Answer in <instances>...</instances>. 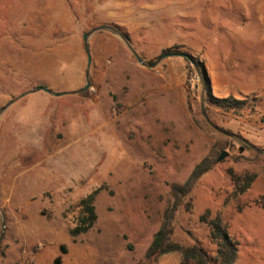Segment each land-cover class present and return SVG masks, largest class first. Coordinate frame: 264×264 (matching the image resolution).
<instances>
[{
  "label": "rangeland",
  "instance_id": "rangeland-1",
  "mask_svg": "<svg viewBox=\"0 0 264 264\" xmlns=\"http://www.w3.org/2000/svg\"><path fill=\"white\" fill-rule=\"evenodd\" d=\"M41 85L65 94H24ZM209 154L172 240L218 264L199 221L210 210L234 264H264V0H0V264H149L171 185ZM100 186L94 225L71 236ZM180 263L175 251L150 264Z\"/></svg>",
  "mask_w": 264,
  "mask_h": 264
},
{
  "label": "trees",
  "instance_id": "trees-1",
  "mask_svg": "<svg viewBox=\"0 0 264 264\" xmlns=\"http://www.w3.org/2000/svg\"><path fill=\"white\" fill-rule=\"evenodd\" d=\"M202 70L204 71L203 66ZM209 101L227 110L241 109L246 103L245 100H238L233 97L215 98L211 95H209ZM215 162V155L209 154L205 156L194 166L191 173L182 185H171L170 195L172 197V201L170 206L164 211L161 226L154 234L153 239L144 254V261L146 263H153L160 255L175 251L181 253L180 264H191L192 261L195 262V264L211 263V258L208 256L207 252L198 244L181 245L172 240V223L175 213L182 205L185 198H188L189 200L184 204L185 209L187 211L191 210L192 199L190 194L197 181L207 171L213 168ZM255 176L256 174L249 173L238 176L231 174L233 185L232 196L236 197L243 194L249 188ZM102 189H104V187L100 186L79 200V215L74 226L70 229L71 236L75 237L79 234L85 233L94 225L97 218L94 207V199ZM199 221L207 225L209 230V240L216 246V255L214 260L218 264H234L237 254V243L229 235L227 223L223 221L220 215H215L212 217L210 210H206L203 214H201L199 216ZM60 252H65L62 247L60 248ZM59 261V257H56L54 264H59Z\"/></svg>",
  "mask_w": 264,
  "mask_h": 264
},
{
  "label": "water",
  "instance_id": "water-1",
  "mask_svg": "<svg viewBox=\"0 0 264 264\" xmlns=\"http://www.w3.org/2000/svg\"><path fill=\"white\" fill-rule=\"evenodd\" d=\"M87 35H88L87 33H84V34H83V40H84V43H85V52H86V55H87V61H88V66H89V63H90L91 57H90V53H89L88 43H87V41H86ZM179 55L182 56V57H185V58H187V59H189V60H191V62L194 63L193 59H192L189 55H187V54H185V53H181V54H179ZM137 59H138V61H139L141 64H144L143 61H142L139 57H138ZM88 85H89V83H87V84L84 86V89H86V88L88 87ZM36 91H44V92H47V93H50V94H53V95H56V96H60V95L65 94L64 92H61V93H55V92H53L50 88H48V87H46V86H43V85L38 86V87H36L35 89H33V90L29 91V92H26V93H24V94H27V93H30V92H36ZM24 94H23V95H24ZM226 155H227V153H226L225 151H223V152L219 155V157L217 158V162H219L220 160H222Z\"/></svg>",
  "mask_w": 264,
  "mask_h": 264
}]
</instances>
